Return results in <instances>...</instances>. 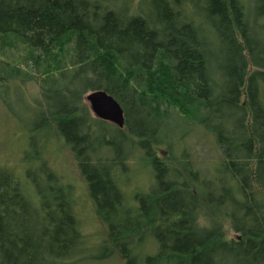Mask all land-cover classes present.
<instances>
[{
  "label": "trees",
  "instance_id": "16d2710c",
  "mask_svg": "<svg viewBox=\"0 0 264 264\" xmlns=\"http://www.w3.org/2000/svg\"><path fill=\"white\" fill-rule=\"evenodd\" d=\"M263 32L264 0H0V83L36 82L41 104L27 130L33 153L21 154L37 170L24 165L21 181L0 163V264H68L84 252L74 190L41 154L42 130L62 140L82 176L104 228L97 258L264 264ZM215 48L226 55L220 81L208 64ZM94 90L120 104L123 128L91 116L83 96ZM138 109L159 129H136ZM175 116L219 148L204 183L185 161L183 173L155 152L180 143L156 138ZM126 137L159 178L171 171L166 185L131 200ZM147 239L156 249L139 256Z\"/></svg>",
  "mask_w": 264,
  "mask_h": 264
},
{
  "label": "rangeland",
  "instance_id": "374dc122",
  "mask_svg": "<svg viewBox=\"0 0 264 264\" xmlns=\"http://www.w3.org/2000/svg\"><path fill=\"white\" fill-rule=\"evenodd\" d=\"M263 35L261 34V36ZM225 56L223 51L215 48L213 52L215 61H211V66L222 65L225 62ZM214 77L220 81L222 78L221 71H217V77L215 75ZM39 101V87L34 81L23 82L19 79L5 85L0 83V163L14 169L12 171L21 181L22 179L24 180V165L37 170L39 162L34 157L32 160L31 156H27L28 159L26 161H21L22 152L33 153L32 146L25 147L28 145L27 130L30 127L29 122L37 110L35 103L41 105ZM135 111L133 121L136 129H147L151 133L153 130H158L161 126H156L158 123L156 121L147 120L145 113H142L139 109ZM90 114L93 116L91 112ZM175 118L176 120H170L165 124L162 132L156 138L165 142H175L176 139L180 138V143L172 154L168 153L165 144L159 145L155 152L165 157L167 164L170 162L172 166L180 169L183 173H186V167L179 164L178 161H185L187 168L192 169L197 176L202 177L201 181L204 183L207 178L210 179L212 177L213 168L216 167L214 164L220 156L219 148L215 145L213 139L205 134L202 128L189 126L188 123H185L186 119L184 118L178 116H175ZM108 123L114 125L113 123ZM108 130L112 131L110 127ZM48 132L50 131L42 130L35 133L36 136L41 137L44 141L40 140L43 146L41 154H43L50 169L74 190L73 194H71L73 197L72 209L74 216L79 221L80 230L85 240L84 252L70 260L68 264H123L115 256L97 258L99 246L104 236V228L95 215L94 204L87 194L85 183L70 153L64 148L60 138H57L54 134H51L50 137L46 134ZM96 134L100 135L99 131H96ZM126 139H123L121 143V154L133 155V157L126 163V175L122 178V181H124L125 185L124 192L127 198L131 200L136 192L146 193L151 189L166 185L171 179V171L159 178L155 174V170L151 168V165L146 164V161L144 162L143 150L138 147L135 150L131 143L127 142L130 141V138ZM134 142H137V140H134ZM115 143L118 144L117 141ZM198 179L196 180L197 183ZM27 188L31 189L29 185ZM204 211L209 212L210 210L205 207ZM199 223L208 225V216H204L202 213L199 217ZM222 223H224L227 234L233 236L234 233L230 230L228 221L224 220ZM138 238L137 235L133 237V245ZM137 242H139V239ZM143 245L140 248V253L137 250L139 256L152 254L156 249L151 239H147L146 244Z\"/></svg>",
  "mask_w": 264,
  "mask_h": 264
},
{
  "label": "water",
  "instance_id": "95a60500",
  "mask_svg": "<svg viewBox=\"0 0 264 264\" xmlns=\"http://www.w3.org/2000/svg\"><path fill=\"white\" fill-rule=\"evenodd\" d=\"M93 117L113 123L116 127L124 125V114L120 104L106 91L94 90L83 96Z\"/></svg>",
  "mask_w": 264,
  "mask_h": 264
},
{
  "label": "flooded vegetation",
  "instance_id": "af4514ba",
  "mask_svg": "<svg viewBox=\"0 0 264 264\" xmlns=\"http://www.w3.org/2000/svg\"><path fill=\"white\" fill-rule=\"evenodd\" d=\"M215 61L214 60V58L213 59H210L209 60V62H208V64H209V67H211L213 70L215 69V70H217V71H219V69L217 68V67H220L221 65H213V66H211V61ZM216 63V62H215ZM223 65V64H222ZM214 72V71H213ZM124 114V113H123ZM125 118V117H124ZM123 126H125V121H124V125Z\"/></svg>",
  "mask_w": 264,
  "mask_h": 264
},
{
  "label": "bare ground",
  "instance_id": "6f19581e",
  "mask_svg": "<svg viewBox=\"0 0 264 264\" xmlns=\"http://www.w3.org/2000/svg\"><path fill=\"white\" fill-rule=\"evenodd\" d=\"M134 148H137V145H135ZM151 210H152L151 208L148 209V211H147V212H148V215H149V212H150Z\"/></svg>",
  "mask_w": 264,
  "mask_h": 264
}]
</instances>
